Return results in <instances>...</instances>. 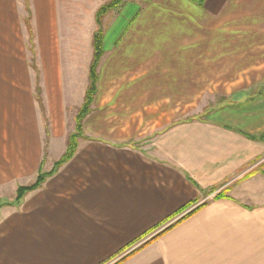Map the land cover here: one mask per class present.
<instances>
[{
	"label": "crops",
	"instance_id": "0c3cea01",
	"mask_svg": "<svg viewBox=\"0 0 264 264\" xmlns=\"http://www.w3.org/2000/svg\"><path fill=\"white\" fill-rule=\"evenodd\" d=\"M15 1L0 0V52H15ZM29 1L38 76L0 62L13 116L0 127V264H264V172L249 173L264 156L253 137L264 134V95L250 92L264 86V0H126L111 12L83 137L15 204L66 150L96 32L91 23L78 78L62 61L58 0ZM234 97L245 103L197 109Z\"/></svg>",
	"mask_w": 264,
	"mask_h": 264
},
{
	"label": "rangeland",
	"instance_id": "374dc122",
	"mask_svg": "<svg viewBox=\"0 0 264 264\" xmlns=\"http://www.w3.org/2000/svg\"><path fill=\"white\" fill-rule=\"evenodd\" d=\"M111 1L112 0H58V11H59V17H60L58 18L59 19L58 28H59V34H60L58 36V44L61 49L62 61H64V64H67L68 62H73V64H75V66L78 69L77 71L78 78L80 77V73L82 72V69L84 68V63L86 62V59L88 58L87 57L88 56L87 40H88V35H89L88 31L90 30V26H92L90 24L93 23L96 26V30L98 29V25L96 23L95 17L92 18L93 16L92 12L96 16V11L98 10V8L102 6L103 4H107ZM143 1L144 0H135L134 2H136V4L141 5ZM125 3H126V0H119L116 6H112L111 8L107 9L105 11L106 13L100 17V28L102 32L108 23V20H107L108 15L111 14V12L113 14V11H116V9L122 7V5ZM31 7L32 6L30 5L29 0H16L15 1V9L18 13V18L20 19L19 31L17 34L18 37L16 38V41H15V47L11 46L15 48V52H8V53L0 52V62L1 61H5V62L6 61H11V62L19 61L20 63L25 62L29 66L31 64V61L34 60V63L35 61L37 62V51H36L37 47L35 43L33 44V39L30 40V36H29L27 26L25 23V20L27 19L28 15H30L31 13ZM88 12L92 15L91 21L89 20V22L87 20ZM31 19H32V13L30 16V21H29V24L32 30V24H31L32 20ZM92 48H93V44H92ZM32 70L34 72V75L31 72L32 73L31 78L33 79V76H34V79H35L37 78L38 74H35L36 72L34 71V69ZM64 72H67V65L64 68ZM0 77H1V70H0ZM256 91H260V95H264V86H257L256 88L255 86L254 87L252 86L250 92L251 94L254 95V97L258 96L257 94H254ZM35 93H36V87H35ZM4 101L5 100L0 99V127L3 124H5V122L3 123V120H6L9 118V121L11 123V120L13 119L12 115L8 118L4 116V114H6L7 112V108H11V106L9 107L7 102H4ZM195 103L196 102H193L192 106H194ZM225 103L232 104L233 106H240L241 104H244L245 101H241L234 97L232 100H228V101L222 102L221 100H215V101L210 100V101L198 102V104L196 103V105H199L197 106L198 110L204 108L205 106H207L205 108L207 110L212 107H216V106H219L220 104H225ZM81 105L77 108L79 109ZM77 108L70 107V109L68 110V117H69L68 120L70 124L71 123L73 124L72 126L74 128V131L71 133H75L76 114L78 110ZM40 111H41V119L43 121L44 128L46 130L45 136H48L49 135V132H48L49 124L47 121L46 112H45V109L44 111L40 109ZM189 118L190 117H186L185 119H189ZM1 137H2V134H0V140H1ZM79 138L80 137L77 138V142ZM46 139L47 138L45 137V141ZM2 140H5V139H2ZM261 168L263 169V172H264V156L260 160H258L254 165L251 166L249 173L256 171L257 169L262 170ZM7 189H10V187L8 186L6 190ZM3 203H6V202L3 201Z\"/></svg>",
	"mask_w": 264,
	"mask_h": 264
},
{
	"label": "trees",
	"instance_id": "16d2710c",
	"mask_svg": "<svg viewBox=\"0 0 264 264\" xmlns=\"http://www.w3.org/2000/svg\"><path fill=\"white\" fill-rule=\"evenodd\" d=\"M119 2V0H112L111 2L107 3V4H103L102 6H100L98 8V10L96 11V23L98 25V29L96 30V32L93 35V39H92V44H93V56H92V60L90 62L89 65V72H88V86L87 89L85 91V95H84V100L83 103L81 105V107L77 110V114H76V128H75V133H71L68 137V141H67V148L65 153L62 155V157L60 158V160H58L55 164H54V168L49 171V172H39L38 176L36 178V180L30 184V185H26V186H19L16 190V196L14 198V203L18 204L20 202V200L22 199V197L24 196L25 193L35 190L37 189L44 181L45 179L52 175L58 167H60L61 165H63L65 162H67L72 155L74 154L75 150H76V146H77V138L78 137H83V128H82V122L83 119L86 117V115H88L91 111V105L93 103V99L96 93V82H97V68L99 65V62L101 60V57L104 53V49H103V32L100 28V17L105 14L106 10L111 8L112 6H116L117 3ZM30 21V15H28L27 19L25 20L26 26H27V30L30 36V40H32V30L29 24ZM31 66L34 69V71L37 74V69L35 67V63L34 60L31 61ZM41 93H40V88L37 85L36 86V93H35V98L37 103L39 104V107L42 111H44V106L42 103V98H41ZM249 137H252L251 135H249ZM253 137H257L259 139L264 138V134H261L259 136H253ZM222 194L221 193H217L215 195V198L221 197ZM3 202H0V206L3 205ZM199 207V206H198ZM197 207V208H198ZM197 208H194L193 210L189 211L188 213H186L185 215H183L180 219H178L176 222L184 219L185 217L191 215ZM173 224L169 225L168 227L164 228L162 230L165 231L166 229H168L169 227H171ZM161 232L157 233L156 235H154L153 237H151L150 240L144 242L143 244L139 245L137 248H135L133 251L129 252L126 256H124L122 258V260L131 255L132 253H134L137 249H140L141 247H143L144 245H146L147 243H149L151 240H153L157 235H159ZM121 261V260H120ZM119 261V262H120ZM119 262H116V264H118Z\"/></svg>",
	"mask_w": 264,
	"mask_h": 264
},
{
	"label": "built area",
	"instance_id": "2783aa9c",
	"mask_svg": "<svg viewBox=\"0 0 264 264\" xmlns=\"http://www.w3.org/2000/svg\"><path fill=\"white\" fill-rule=\"evenodd\" d=\"M185 214H186V213H185ZM185 214H183V215H185ZM183 215H182V216H183Z\"/></svg>",
	"mask_w": 264,
	"mask_h": 264
}]
</instances>
